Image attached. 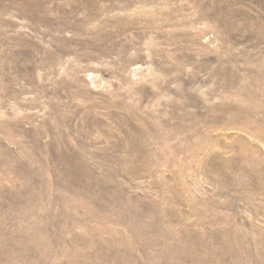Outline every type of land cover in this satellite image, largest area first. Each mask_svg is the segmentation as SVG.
I'll use <instances>...</instances> for the list:
<instances>
[{"label":"rangeland","instance_id":"374dc122","mask_svg":"<svg viewBox=\"0 0 264 264\" xmlns=\"http://www.w3.org/2000/svg\"><path fill=\"white\" fill-rule=\"evenodd\" d=\"M0 264H264V0H0Z\"/></svg>","mask_w":264,"mask_h":264},{"label":"bare ground","instance_id":"6f19581e","mask_svg":"<svg viewBox=\"0 0 264 264\" xmlns=\"http://www.w3.org/2000/svg\"><path fill=\"white\" fill-rule=\"evenodd\" d=\"M133 69H135V68H133ZM136 69H137V70H140V67H137ZM133 73H134V71H133ZM135 74H136V73H135ZM136 75H137V74H136ZM95 80H96V78H95ZM95 80H94V81H95ZM91 81H92V80H91ZM92 84H93V83H92ZM94 84H95V83H94ZM94 84H93V85H94ZM95 85H96V84H95ZM97 87H98V86H97Z\"/></svg>","mask_w":264,"mask_h":264}]
</instances>
